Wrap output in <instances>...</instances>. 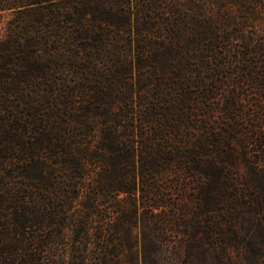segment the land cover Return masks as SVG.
I'll list each match as a JSON object with an SVG mask.
<instances>
[{"label": "trees", "instance_id": "obj_1", "mask_svg": "<svg viewBox=\"0 0 264 264\" xmlns=\"http://www.w3.org/2000/svg\"><path fill=\"white\" fill-rule=\"evenodd\" d=\"M0 17V264H262L264 0Z\"/></svg>", "mask_w": 264, "mask_h": 264}, {"label": "rangeland", "instance_id": "obj_2", "mask_svg": "<svg viewBox=\"0 0 264 264\" xmlns=\"http://www.w3.org/2000/svg\"><path fill=\"white\" fill-rule=\"evenodd\" d=\"M5 22H6V18L0 17V38L5 33ZM206 259H207L206 264H216V260L213 257H207ZM261 261H262V264H264V258H261Z\"/></svg>", "mask_w": 264, "mask_h": 264}]
</instances>
